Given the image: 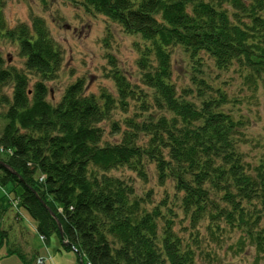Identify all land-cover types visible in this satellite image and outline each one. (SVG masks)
<instances>
[{"label": "trees", "instance_id": "1", "mask_svg": "<svg viewBox=\"0 0 264 264\" xmlns=\"http://www.w3.org/2000/svg\"><path fill=\"white\" fill-rule=\"evenodd\" d=\"M6 1L0 40L17 44L25 68L0 53V248L9 238L4 217L15 210L18 221L34 220L45 242L56 238L88 264H196L202 222L219 240L237 230L242 250L254 245L264 262V158L246 159L245 122L225 110L221 87L198 76L207 55L219 71L237 68L254 90L264 86V0H68L140 37L143 86L116 67V95L87 93L77 78L56 103L47 82L64 54L42 17L10 27ZM176 47L191 63L192 86L181 93L172 79ZM105 121L116 142L104 139ZM151 164L159 185L174 184L172 197L165 191L156 201L152 190L139 193L132 179L111 173L128 168L148 181ZM178 217L192 230L189 240L175 228ZM11 253L25 264L41 256Z\"/></svg>", "mask_w": 264, "mask_h": 264}, {"label": "rangeland", "instance_id": "2", "mask_svg": "<svg viewBox=\"0 0 264 264\" xmlns=\"http://www.w3.org/2000/svg\"><path fill=\"white\" fill-rule=\"evenodd\" d=\"M4 12L10 27L21 22L30 24L33 16L45 19L54 41L63 52L64 62L57 78L47 82L50 102H58L65 88L77 78L85 80L87 93L98 95L104 89L116 95V85L110 76V70L116 67L133 83L143 86L137 64L140 53L135 44L139 42L143 45L142 40L135 33H126L119 23L106 16L88 13L68 0H7ZM0 53L11 65L25 68L16 43L0 40ZM171 59L172 79L178 93H181L185 87L192 86L191 63L181 47L174 48ZM204 61L203 73L198 76L207 77L212 86L221 87L226 93L228 103L225 110L233 113L235 118L243 119L246 124L244 132L247 142L241 144L240 148L248 161L258 162L261 157L264 158V86L254 90L252 83L243 79L237 68L221 72L207 55H204ZM29 75L33 85L37 76ZM194 95L189 99H195ZM121 117L123 115L120 112L115 113L116 119ZM5 124L6 119L0 117V135ZM101 125L105 128V140L116 142L119 139V135L111 129L110 121L102 122ZM153 167L151 164L148 181L140 179L128 168L115 169L111 173L132 179L139 193L152 190L156 201L165 191H169L172 197L174 184L168 181L164 186L159 185ZM15 214V210L8 212L2 223V228L8 230L9 238L0 248V264H25L17 253L6 254L10 247L28 254V257L35 251L34 254L38 253L40 258L46 259L45 264H82L79 255L67 250L56 238L45 242L44 237L37 233L33 219L25 216L23 221H18ZM176 219V230L189 240L192 231L189 224L181 217ZM206 225L207 222H202L197 227L198 232L195 231L202 241L196 264H264L261 257L258 262L254 245L247 242L243 250L242 245H238L240 232H226L223 239L219 240L207 232ZM209 249L212 255L206 252ZM83 263L88 264L86 260Z\"/></svg>", "mask_w": 264, "mask_h": 264}, {"label": "water", "instance_id": "3", "mask_svg": "<svg viewBox=\"0 0 264 264\" xmlns=\"http://www.w3.org/2000/svg\"><path fill=\"white\" fill-rule=\"evenodd\" d=\"M5 166L8 167L7 165H5ZM8 168H9V167H8ZM44 205L47 206L45 203H44ZM47 209L51 212V214H52L53 216H55V213H54L49 207H47ZM58 225H59L60 232L62 233V226H61V223H60L59 221H58ZM64 245H65V246H68V245H70V243L67 242V241H65V242H64ZM81 263L84 264L82 260H81Z\"/></svg>", "mask_w": 264, "mask_h": 264}, {"label": "built area", "instance_id": "4", "mask_svg": "<svg viewBox=\"0 0 264 264\" xmlns=\"http://www.w3.org/2000/svg\"><path fill=\"white\" fill-rule=\"evenodd\" d=\"M44 262H45L44 258L37 259V264H44Z\"/></svg>", "mask_w": 264, "mask_h": 264}]
</instances>
